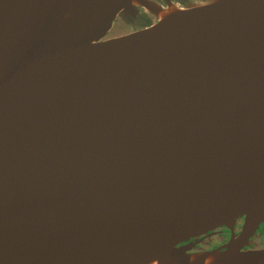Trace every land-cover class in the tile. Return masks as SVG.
I'll return each instance as SVG.
<instances>
[{"label":"water","instance_id":"1","mask_svg":"<svg viewBox=\"0 0 264 264\" xmlns=\"http://www.w3.org/2000/svg\"><path fill=\"white\" fill-rule=\"evenodd\" d=\"M149 2L0 0V264H264V0Z\"/></svg>","mask_w":264,"mask_h":264},{"label":"flooded vegetation","instance_id":"2","mask_svg":"<svg viewBox=\"0 0 264 264\" xmlns=\"http://www.w3.org/2000/svg\"><path fill=\"white\" fill-rule=\"evenodd\" d=\"M149 1L151 8L154 5V7L156 6L157 8L161 7L168 9L170 7L185 8L193 4L206 2L208 0H149ZM118 17L121 18L123 22H126L128 26H130L131 24L135 23L136 20H138V24L134 27L130 26L129 30L125 29L127 30L126 32L139 27L146 26L149 23H153L158 19V16L155 12H153L150 9H147L142 5L135 6L134 14L128 12ZM240 227H241V220H239L236 223L233 232L227 227L219 228L217 229V231H215L210 235H206L203 238L200 237V240L194 245H191V248L189 250L191 253H197V252L214 250V249L226 250L227 247L225 246V244L229 241L231 236H235L238 234ZM261 248H264V222L260 224L258 229H256L255 233L248 239V242L241 249L252 250V249H261Z\"/></svg>","mask_w":264,"mask_h":264},{"label":"rangeland","instance_id":"3","mask_svg":"<svg viewBox=\"0 0 264 264\" xmlns=\"http://www.w3.org/2000/svg\"><path fill=\"white\" fill-rule=\"evenodd\" d=\"M135 6H136V4H135ZM137 24H138V20H136V22L131 24L130 26L134 27ZM130 26H128V24L126 22H123L121 18L117 17L115 22L113 23V25L111 27V30L108 33V36H114V35L122 34L123 32H126L127 30H129ZM125 29H127V30H125Z\"/></svg>","mask_w":264,"mask_h":264},{"label":"bare ground","instance_id":"4","mask_svg":"<svg viewBox=\"0 0 264 264\" xmlns=\"http://www.w3.org/2000/svg\"><path fill=\"white\" fill-rule=\"evenodd\" d=\"M146 16V15H145ZM150 24V23H149Z\"/></svg>","mask_w":264,"mask_h":264}]
</instances>
